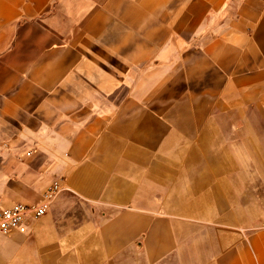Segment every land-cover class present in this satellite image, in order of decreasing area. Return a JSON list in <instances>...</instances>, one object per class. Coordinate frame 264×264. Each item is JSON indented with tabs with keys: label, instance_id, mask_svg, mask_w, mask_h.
<instances>
[{
	"label": "crops",
	"instance_id": "1",
	"mask_svg": "<svg viewBox=\"0 0 264 264\" xmlns=\"http://www.w3.org/2000/svg\"><path fill=\"white\" fill-rule=\"evenodd\" d=\"M250 99L264 0H0V264H264Z\"/></svg>",
	"mask_w": 264,
	"mask_h": 264
},
{
	"label": "built area",
	"instance_id": "2",
	"mask_svg": "<svg viewBox=\"0 0 264 264\" xmlns=\"http://www.w3.org/2000/svg\"><path fill=\"white\" fill-rule=\"evenodd\" d=\"M30 154V153H29ZM62 188L55 182L44 194L41 203L26 204L16 203L12 207L0 212V233L11 235L13 233H27L32 220H36L45 215L56 196Z\"/></svg>",
	"mask_w": 264,
	"mask_h": 264
},
{
	"label": "rangeland",
	"instance_id": "3",
	"mask_svg": "<svg viewBox=\"0 0 264 264\" xmlns=\"http://www.w3.org/2000/svg\"><path fill=\"white\" fill-rule=\"evenodd\" d=\"M212 115L216 116H247V117H264V107L259 106L257 103H254L253 100L246 101V107L245 108H236V107H229V108H218L215 109L212 112ZM261 130V138H262V148H264V125L258 126ZM264 158H262V171L260 174H256V176H259L260 179V190L262 197H264ZM6 236L9 235H1L0 234V250H11L15 246H18L22 243L21 241H11Z\"/></svg>",
	"mask_w": 264,
	"mask_h": 264
}]
</instances>
